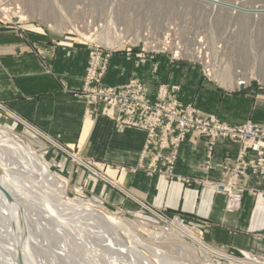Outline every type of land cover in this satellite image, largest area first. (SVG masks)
Segmentation results:
<instances>
[{
  "label": "rangeland",
  "instance_id": "rangeland-1",
  "mask_svg": "<svg viewBox=\"0 0 264 264\" xmlns=\"http://www.w3.org/2000/svg\"><path fill=\"white\" fill-rule=\"evenodd\" d=\"M225 1L240 4L248 10L260 7V10L264 11V0ZM0 7L5 8V12L0 11L1 27L15 29L19 32L28 29L38 30L52 37L70 40L75 44L90 48L82 87L75 92V95L84 97L87 107L100 104L104 105L107 110L114 109L115 121L145 132L140 162L149 174H159L168 180H180L189 185L191 179L175 173V163L178 149L186 135L189 132H195L207 141L208 147L203 161L205 165H208L210 161L212 146L216 141L222 139L239 145L235 156L224 160V165L225 163L232 164L228 171L230 173L228 178L225 182H218L216 186V190L225 192L227 198L229 186L237 187V185L242 188V198L245 187L241 184V179L247 177L248 174L264 177V172L263 174L253 172L250 167L243 176L237 178L233 176L232 170L240 151L246 150L244 159L246 162H251L254 155L240 139L227 132V130L237 128V133H240L238 129L248 123L264 130V123L255 122L250 118L241 122H226L216 113L202 110L210 105L208 96L211 91L227 95H243L247 90H264V12H259V16L241 15L190 0H0ZM70 25H74L85 34L105 31L112 38L119 39L121 43L107 48L98 42L82 38L71 30ZM114 54L123 55L124 60L120 65L126 77L132 70L141 75L145 71L142 66L145 63L155 64L152 70L156 76L162 77V81L155 83L152 94L149 95L146 92V83L139 75L124 78V82L119 85H112L106 80ZM91 64L96 67V72L88 85L89 88L123 91L133 90L139 85L151 109L164 105L169 113L165 115L157 111L160 113L158 118V116L150 115L154 113V110L148 113L143 109L122 108L119 111L117 101L116 103L107 102L104 98L88 103L85 84ZM222 74L227 76L228 86L222 84L220 78L217 77H221ZM237 81L239 83L235 84ZM1 106L3 105L0 104V128L16 134L29 143L41 161L63 183L69 197L90 200L115 215L133 222L138 234L143 238H149L152 232L161 233L160 240L153 242L159 247L167 245L172 247L186 240L173 232L165 233L168 228L167 221H173L190 227L203 242L218 251L241 259L246 257V254H250L253 260L264 264V257L240 248L225 250L212 246L204 238L202 229L183 217L164 215L140 202L141 206L121 200L119 197L105 198L104 194L92 192L93 189L87 190L82 182L74 181L76 164L73 165L74 167L67 166L71 165L73 160L76 161L72 156L69 157L61 152L56 153L55 145L53 146L50 141H45L38 132L33 130V126L14 117L3 108L4 106ZM125 113L128 115L137 113L142 120L123 117ZM179 119L184 120L183 127L179 125ZM149 122H157L156 125H151L156 131L154 143L146 142L148 130L144 126ZM165 122L170 123V131L163 129ZM182 128L184 129L180 134L181 138L176 145L178 130ZM161 132L169 138L165 146L161 145ZM171 138L175 139L174 143L169 142ZM166 149L169 150L168 154L164 153ZM146 155H149L147 162H145ZM82 164L88 170L96 172L86 162ZM241 198L238 206L231 210L227 207L228 199H226V211L237 210L240 207ZM43 244L49 245V243ZM55 244L49 245L46 249L49 259L47 257L42 259L46 264H54L51 262L49 252H59L58 245H61L60 242ZM171 256L177 264L183 261L188 263L190 260L182 254H171ZM123 259L126 258L123 257ZM213 263L233 264L217 256L213 257ZM195 264L209 263L200 254V259Z\"/></svg>",
  "mask_w": 264,
  "mask_h": 264
},
{
  "label": "crops",
  "instance_id": "crops-1",
  "mask_svg": "<svg viewBox=\"0 0 264 264\" xmlns=\"http://www.w3.org/2000/svg\"><path fill=\"white\" fill-rule=\"evenodd\" d=\"M89 52L85 45L38 30L19 32L0 26V104L55 145L56 153L74 155L89 164L96 172L74 160L67 165L76 164L74 181L87 190L178 215L201 228L212 246L240 248L264 257V177L248 174L241 179L245 189L240 207L233 212L225 209V192L216 190L217 183L230 174L232 164L225 167L224 160L235 156L239 145L216 141L205 165L207 141L189 132L178 149L175 173L191 179L190 184L149 174L140 162L145 132L115 121L114 109L100 104L87 107L86 99L75 95L82 87ZM123 60V55H113L106 80L119 85L139 75L146 92L152 94L155 83L162 81L152 70L155 64L145 63L141 75L132 70L126 77L120 65ZM210 93L204 112L216 113L226 122L250 118L264 123V90H247L243 95ZM122 116L142 120L137 113Z\"/></svg>",
  "mask_w": 264,
  "mask_h": 264
},
{
  "label": "bare ground",
  "instance_id": "bare-ground-1",
  "mask_svg": "<svg viewBox=\"0 0 264 264\" xmlns=\"http://www.w3.org/2000/svg\"><path fill=\"white\" fill-rule=\"evenodd\" d=\"M190 1L241 15L259 16L262 11L260 7L248 10L225 0ZM0 11L5 12V8L0 7ZM70 26L82 38L107 48L121 43L105 31L85 34ZM217 77L228 86L226 75ZM237 162L233 167L235 178L243 176L248 169L240 175ZM241 192L238 185L229 186L227 207L230 210L238 206ZM167 224L165 233L173 232L186 240L172 247H159L153 242L160 240L161 233L152 232L149 238H143L133 222L90 200L69 197L63 183L41 161L34 148L16 134L0 128V264H46L42 260L48 256L46 249L56 242L61 244L59 252H49L54 264H177L171 254L190 259L181 264H195L200 254L209 264H214L215 256L233 264H262L250 254L241 259L210 247L186 225L173 221Z\"/></svg>",
  "mask_w": 264,
  "mask_h": 264
},
{
  "label": "built area",
  "instance_id": "built-area-1",
  "mask_svg": "<svg viewBox=\"0 0 264 264\" xmlns=\"http://www.w3.org/2000/svg\"><path fill=\"white\" fill-rule=\"evenodd\" d=\"M95 57H98V56H95ZM95 57L93 58V60L95 59ZM94 72H96V67L92 66L91 64L87 77H86V84H85V93H86L85 95H86L88 103L95 102L96 100H98V98H104L107 102L114 101L116 103L117 101L118 102L117 104L119 106L118 108L119 111H121L122 108H129L128 110H133L134 108L141 109V110L143 109V110L148 111V113H150V110H154V113H150V115L158 116V118H159L160 113H164L165 115L169 113L168 108L164 107V105L156 106L155 109H151L150 103H148V101L145 98L144 99L142 98L143 93L139 85L136 86L133 90L126 89L123 91L104 90L101 88H94V87L89 88L88 85L90 84V81L93 79ZM98 75H101V74H98ZM138 98H141V100H138ZM157 111H159L160 113H158ZM183 121L184 120L180 121L179 119L178 123H180L179 125L181 127L184 126ZM166 123L167 122L163 123V127H164L163 129L166 131H170V123H167V124ZM156 124L157 122H149L148 125H145V126L143 125L148 130V138L146 140V142L148 143H152V142L154 143L156 131H155V127H152L151 125H156ZM183 129L184 128L178 130L179 132H178V137L176 138V141H177L176 145H178L179 143V140L181 138L180 134L183 132ZM238 130L240 131V133H237V128H233L231 131L227 130V132L232 133L231 136L237 137L238 139H240L241 142L244 143L243 145L249 148L251 150V153L254 155V159L251 160V162L250 161L246 162V160H244L246 150L244 149L240 151V155L237 160L238 161L237 164H239L238 166L240 168V171H239L240 174H243L244 169L249 168V167L253 172H258L259 174H263L264 172V130L259 128L256 125L249 124V123L245 125L243 128H240ZM160 139H161V145L165 146L169 138L166 136V134L161 132ZM169 142L174 143L175 139L171 138V141ZM146 146H148V144H146ZM232 173H234V170Z\"/></svg>",
  "mask_w": 264,
  "mask_h": 264
}]
</instances>
